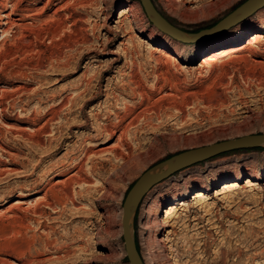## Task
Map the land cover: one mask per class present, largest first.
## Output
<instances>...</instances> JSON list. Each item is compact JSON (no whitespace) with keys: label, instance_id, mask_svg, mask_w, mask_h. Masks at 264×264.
Here are the masks:
<instances>
[{"label":"rangeland","instance_id":"374dc122","mask_svg":"<svg viewBox=\"0 0 264 264\" xmlns=\"http://www.w3.org/2000/svg\"><path fill=\"white\" fill-rule=\"evenodd\" d=\"M69 1L53 0L44 9L49 0L22 1L41 15L35 25L56 20L41 28L39 38L29 32L6 37L8 27L0 28V264H130L123 202L146 170L184 150L264 133V38L253 54L201 65L246 27L240 43L248 46L261 32L255 19L264 8L215 35L247 0H230L214 17L196 21L152 0L177 28L207 32L180 42L153 27L140 0ZM67 4L68 11L54 17ZM130 6L129 17L121 18ZM130 45L135 49L128 54ZM155 46L176 59L157 64ZM126 110L131 117L123 127L130 128L133 154L143 155L137 163L118 162L104 151L119 136L110 139L104 125L117 124ZM134 116L139 120L130 126ZM88 149L97 153L86 157ZM81 160L91 181L52 189ZM206 183L209 200L197 207L195 194ZM226 184L230 190L217 194ZM174 186L192 188L185 201L194 207H181L164 231L158 223L174 202L162 194ZM62 189L74 191L73 197L65 199ZM133 227L145 264H173L177 256L181 264H264V147L231 150L173 173L145 195ZM173 230L177 248L168 246L167 257L160 241ZM185 238L193 241L192 251Z\"/></svg>","mask_w":264,"mask_h":264},{"label":"bare ground","instance_id":"6f19581e","mask_svg":"<svg viewBox=\"0 0 264 264\" xmlns=\"http://www.w3.org/2000/svg\"><path fill=\"white\" fill-rule=\"evenodd\" d=\"M22 1L23 0H17L16 2H14V0H0V28L8 27V29L7 30L4 29L2 33L4 34V36L7 37L8 34L12 33L13 36H14V35H17L18 32H19L21 37L23 36L25 38L26 37V32H29V33H34L35 37L39 38L40 37L39 31L41 30V28L43 26H45V25L47 26V25L51 24L52 22H55L56 20H52V21H46L45 20V21L42 22V24L40 26H38V24L35 25L36 24L35 23L36 17L41 16V15L37 12V10H36V12L31 13L30 11H32V8L27 7V6L23 7L22 6ZM52 1L53 0H49V2L47 4H45L43 9L47 8L52 3ZM73 1H74V3H76L75 2L76 0H70L69 3H72ZM86 1L87 2H92L93 0H86ZM229 1L230 0H164L163 4H164L165 8L168 9L169 13H172V14L174 13L175 15L177 14L185 21H196L198 19L207 18L209 16H213L214 17V15L217 12H219L225 6L227 7V4L230 3ZM70 5L71 4H69V5L67 4L66 6H63V7L59 8V9H57L55 14H54V17L59 16V13L61 11H68ZM7 7H12V12L10 14H3V10L5 8H7ZM263 8H264V6L261 7L260 9H258L255 12H258V11L262 10ZM132 10H133V6H130L129 8H125V9L121 10V11H123L122 15H121V18L129 17V15L132 12ZM255 12H252V13H250L248 15H242L238 19L236 18L234 21L232 20L233 22L229 21L227 19L225 21V24L222 23L220 26H218L216 29L213 30L214 34L215 35H219V34H222L223 32H226L230 28L235 27L236 25H238L241 22H243L245 19H247L249 17H252L255 14ZM16 15H18V18H15ZM146 15H147V13H146ZM13 16H14V18H12ZM256 17L257 18L255 20L257 22H259L260 25H261V32L259 34H257L255 36V38H253L251 40V42L248 43V46L247 45H241V43H240L243 40V37L245 35V31H246V28H247L246 27V28H243L241 30V32L239 33V38L237 40H235V41H232L229 44L230 45L229 48L215 52L212 56L206 58L201 65L203 67H205V66L207 67V65H208V67H209L210 65H212L216 61L217 58H223L225 56H231V58H233L237 54H243V53L253 54L254 53V50H253L254 49V45L260 43L261 41H263V38H264L263 31H262L264 29V11L263 12L262 11L259 12V14ZM27 19H31L33 23L32 22H25V21H27ZM60 19H62V18H60ZM152 24H153V27L156 30L161 31L164 34H166L165 35L166 37L169 36V37H171L174 40L183 42L181 40H178V39L174 38L169 32L164 30L163 27L159 26V24H157V23H152ZM243 25H246V24H243ZM250 25L254 26L255 25V21H251ZM63 26H65V25H63ZM60 27H61V29L64 28L62 26H60ZM57 28H59V27H57ZM61 29H60V31H61ZM0 32H1V30H0ZM56 33H58V32H56ZM206 33H203V34L199 35V38H202ZM53 39H54V37H53ZM134 46L135 45H132L130 48H126L125 52L128 53V54L131 53L135 49ZM153 49H154V53L157 54V56L155 58L156 61H157V64L158 63L163 64V58H166V60L168 59L170 61H173V60L176 59L175 56H174L175 53L167 50L164 47L155 46ZM137 116L136 117L134 116L135 118L130 121V123H131V124H129L130 126L133 124V121L135 122V120H139L137 118ZM130 117H131V115L127 111L126 115L117 116V120H118L117 124L112 125V124L109 123V124L104 125L103 131H104V133L108 134L110 139L114 138V137H117V135H119L118 139H117V142L113 146L108 147L107 149H105L104 151H110V152L114 153L116 159L118 158V159H121V160H123L125 162L127 161L128 163H135L136 161L141 160L143 155H138L136 157L134 156L133 149H132L131 144L129 142V140H130L129 139V129L130 128L127 125L125 127H123V124L126 121L129 123L128 119ZM91 147H94V146H91ZM136 147H138V146H136ZM135 150H137V149H135ZM92 152H93V150L88 149L86 151V154H85L86 157ZM148 152H150V151H148ZM95 153H97V152H95ZM82 161L83 160L80 161V164L78 162L79 165L77 167L75 165L77 171L75 173H73L71 175V177H69L65 181L58 182L57 184H55L53 186L52 189H54V190L56 189L58 191V189H57L58 187H62V188L65 189V187L68 188V186H70V184H72V185L77 184V186H78V184H83V183L85 184V183L91 181L90 178L87 176V174L85 172L84 165H83ZM118 162H119V160H118ZM126 166H127V164H126ZM235 178H236L235 180H239V178H241V173L240 174L238 173ZM255 178H258V177L255 176ZM249 182L252 183V180H250ZM201 183H203V182H201ZM197 185L201 186L202 184H197ZM70 187L73 190L72 186H70ZM209 188H210V184L206 183L203 186V190H200L197 194H195L194 200L196 201V206L197 207L201 206V205H205L207 203V200H209V195L206 192V191L209 190ZM230 188H231V186L226 184L224 186L223 190L221 192H218L217 194H222L223 192L230 190ZM64 189H62L63 190L62 194H64L65 199L66 198H72L73 195H74V191H72L71 193L70 192L68 193ZM191 190H192V188L188 187V188H186V190L182 191L178 187L174 186V188H170V189H168L165 192V193L168 192L167 194H165V193L162 194V195H166V197H169L170 201L174 202V204L171 206V208H169V210H167L168 212H166V219L164 220V222L158 223V225H160L162 230L165 231L168 227H170V224H169L170 221L177 215V213L180 211L181 207H185L186 209L194 207L191 204H187V202L185 201V196ZM161 197H164V196H161ZM19 203H24V202H18L17 204H19ZM162 206H163V204L160 203L159 206H158V209L156 211V215H158V213L161 211V207ZM204 210H205L204 211L205 213L210 214V212L212 211V206L207 204L204 207ZM186 225H187V223L184 222L181 226L184 227ZM160 242H161L164 254L167 253L168 246H170V245H172V247L177 248L176 231L173 230V231L169 232V236L166 238V240H163V241H160ZM192 242L193 241H191L189 238H185L184 242H183L185 249H187L188 251H192V248H193L192 247V245H193ZM177 251H178V249L177 250H175V249L172 250L173 253L177 252ZM166 256H167V254H166ZM167 257H169V256H167ZM156 259H157V257H156ZM168 259H170V258H168ZM173 259H175V258H173ZM180 260H181L180 257L177 256L176 259H175V262L173 264H181Z\"/></svg>","mask_w":264,"mask_h":264},{"label":"water","instance_id":"95a60500","mask_svg":"<svg viewBox=\"0 0 264 264\" xmlns=\"http://www.w3.org/2000/svg\"><path fill=\"white\" fill-rule=\"evenodd\" d=\"M140 1L144 6L149 20L152 23L159 24V26L163 27L164 30L178 40L192 42L197 40L199 35L203 32L191 33L181 30L167 21V19L158 12L152 0ZM263 6L264 0H247L224 19L227 18L229 21H234L236 18L238 19L242 15L255 12ZM224 19L222 21H224ZM222 21L220 23H222ZM223 23L225 24V22ZM209 30L211 29L204 31ZM259 146L264 147V133L245 135L184 150L173 154L146 170L131 186L123 202V239L130 264H145L135 241L133 224L139 205L154 185L182 168L207 160L218 154L236 149L255 148Z\"/></svg>","mask_w":264,"mask_h":264}]
</instances>
